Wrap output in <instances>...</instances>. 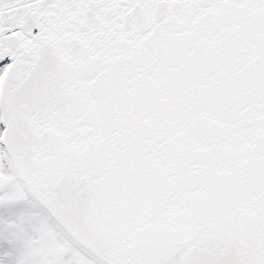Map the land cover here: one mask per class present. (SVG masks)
<instances>
[{
    "label": "snow or ice",
    "instance_id": "snow-or-ice-1",
    "mask_svg": "<svg viewBox=\"0 0 264 264\" xmlns=\"http://www.w3.org/2000/svg\"><path fill=\"white\" fill-rule=\"evenodd\" d=\"M0 264H264V0H0Z\"/></svg>",
    "mask_w": 264,
    "mask_h": 264
}]
</instances>
